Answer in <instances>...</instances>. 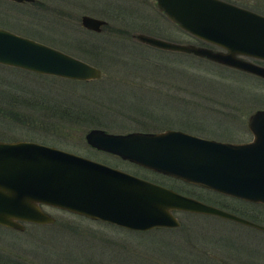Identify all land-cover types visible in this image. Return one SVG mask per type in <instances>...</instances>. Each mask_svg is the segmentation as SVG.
I'll use <instances>...</instances> for the list:
<instances>
[{
    "label": "rangeland",
    "instance_id": "obj_1",
    "mask_svg": "<svg viewBox=\"0 0 264 264\" xmlns=\"http://www.w3.org/2000/svg\"><path fill=\"white\" fill-rule=\"evenodd\" d=\"M229 1L264 13V0ZM83 13L106 24L100 31L87 29L79 22ZM0 26L100 70L99 78L80 80L0 64V139L54 145L264 224L262 204L147 171L92 149L83 137L91 127L176 128L247 140L248 115L264 108L263 78L134 38L142 32L212 46L168 20L154 0H0ZM41 207L52 222H24L23 229L0 225V264H264V231L216 215L175 210L177 226L133 230Z\"/></svg>",
    "mask_w": 264,
    "mask_h": 264
},
{
    "label": "water",
    "instance_id": "obj_2",
    "mask_svg": "<svg viewBox=\"0 0 264 264\" xmlns=\"http://www.w3.org/2000/svg\"><path fill=\"white\" fill-rule=\"evenodd\" d=\"M32 1V0H14ZM163 15L212 46L136 32L148 45L204 57L264 77V15L226 0H154ZM81 26L100 31L106 20L81 14ZM0 63L71 79L100 70L65 51L0 27ZM250 138L226 141L181 129L110 132L91 127L85 142L140 167L230 197L264 205V108L246 120ZM49 205L133 230L177 226L173 211L216 215L264 231L250 220L160 183L54 145L0 139V225L49 223Z\"/></svg>",
    "mask_w": 264,
    "mask_h": 264
},
{
    "label": "flooded vegetation",
    "instance_id": "obj_3",
    "mask_svg": "<svg viewBox=\"0 0 264 264\" xmlns=\"http://www.w3.org/2000/svg\"><path fill=\"white\" fill-rule=\"evenodd\" d=\"M9 1H11V2H13V3H17V4H21V3H25V2H34V3H37L38 2V0H32V1H14V0H9ZM226 1H229V0H226ZM229 2H232V1H229ZM232 3H234V2H232ZM235 4H237V3H235ZM237 5H240V4H237ZM240 6H242V7H245V8H247V9H250V10H255V9H253V8H250V7H248V6H243V5H240ZM42 7H44V5L42 4ZM50 11H55V9H53V8H51L50 6L49 7H47ZM256 12V11H255ZM257 13H261V14H263L264 15V13L263 12H261V11H258ZM1 27V26H0ZM4 28V27H3ZM6 29V28H5ZM9 30V29H8ZM11 31V30H10ZM205 43V42H204ZM248 60H250V61H252V62H254V63H256V64H259V65H262V66H264V60H262V59H258V58H254V57H246ZM217 63V62H216ZM229 67V66H228ZM232 68V67H231ZM236 69V68H235ZM239 71H241V72H244V73H248V74H250V75H254V76H257V77H261V76H259V75H257V74H254V73H251V72H247V71H244V70H240V69H238ZM261 78H263L264 79V77H261ZM227 141V140H226ZM88 145V144H87ZM89 146V145H88ZM90 147V146H89ZM92 149H94V150H97V151H101V152H104V153H107V154H110V155H113V156H117V155H114V154H112V153H109V152H106V151H103V150H99V149H95V148H93V147H91ZM118 157V156H117ZM120 158V157H119ZM121 159V158H120ZM124 160V159H123ZM127 161V160H126ZM129 162V161H128ZM146 169V168H145ZM149 170V169H148ZM151 171V170H150ZM154 172V171H153ZM157 173V172H156ZM163 175V174H162ZM144 178V177H143ZM147 179V178H146ZM152 181V180H151Z\"/></svg>",
    "mask_w": 264,
    "mask_h": 264
},
{
    "label": "trees",
    "instance_id": "obj_4",
    "mask_svg": "<svg viewBox=\"0 0 264 264\" xmlns=\"http://www.w3.org/2000/svg\"><path fill=\"white\" fill-rule=\"evenodd\" d=\"M134 164V163H133ZM136 165V164H135ZM137 167H139V168H142V169H145V168H143V167H140V166H138V165H136ZM145 170H147V171H150V170H148V169H145ZM150 172H153V171H150ZM154 173H156V172H154ZM157 174H160V173H157ZM161 176H162V174H160ZM164 177H166V175H163ZM167 177H169V176H167ZM170 178H172V177H170ZM173 179V178H172ZM175 179V178H174ZM189 184V183H188ZM192 185V184H191ZM194 186H196V185H194ZM215 192V191H214ZM217 193V192H216ZM219 194H221V193H219ZM227 196V195H226ZM230 197V196H229ZM233 198H235V197H233ZM237 200H239V201H242L243 203H250V204H252V205H259V206H262L260 203H252V202H249V201H245V200H241V199H238V198H236ZM264 206V205H263Z\"/></svg>",
    "mask_w": 264,
    "mask_h": 264
}]
</instances>
